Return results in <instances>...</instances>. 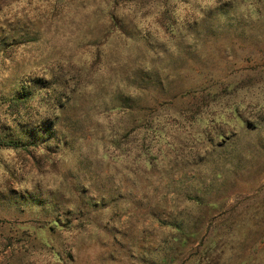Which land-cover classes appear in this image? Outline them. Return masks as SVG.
<instances>
[{
  "label": "rangeland",
  "instance_id": "374dc122",
  "mask_svg": "<svg viewBox=\"0 0 264 264\" xmlns=\"http://www.w3.org/2000/svg\"><path fill=\"white\" fill-rule=\"evenodd\" d=\"M0 264H264V0H0Z\"/></svg>",
  "mask_w": 264,
  "mask_h": 264
},
{
  "label": "trees",
  "instance_id": "16d2710c",
  "mask_svg": "<svg viewBox=\"0 0 264 264\" xmlns=\"http://www.w3.org/2000/svg\"><path fill=\"white\" fill-rule=\"evenodd\" d=\"M142 88H143L144 91L148 90V86L147 85L146 86H142ZM211 88H212V86H210L209 88L206 87V86H201L200 88H197V90H193V91H195V93H202V92H204V90L208 89L209 90V93H211L212 92V90H210ZM189 230L191 232H193L192 228H189Z\"/></svg>",
  "mask_w": 264,
  "mask_h": 264
}]
</instances>
